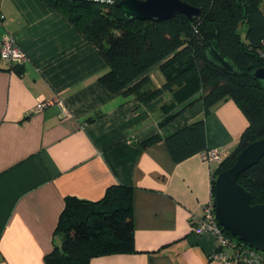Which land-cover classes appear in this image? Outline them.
<instances>
[{
	"label": "crops",
	"instance_id": "1",
	"mask_svg": "<svg viewBox=\"0 0 264 264\" xmlns=\"http://www.w3.org/2000/svg\"><path fill=\"white\" fill-rule=\"evenodd\" d=\"M0 15V42L10 33L26 56L20 69L0 58V264H46L65 197L97 200L111 184L133 188L135 251L87 264H228L212 257L214 235L194 232L190 217L209 198L212 167L248 124L234 100L204 118L206 146L221 160L198 152L174 161L164 137L203 117L201 100L184 107L199 94L165 113L169 91L146 103L110 92L97 80L108 69L97 48L45 0H0ZM158 66L138 78L161 86ZM42 100L52 103L36 109ZM155 134L161 139L141 145Z\"/></svg>",
	"mask_w": 264,
	"mask_h": 264
},
{
	"label": "trees",
	"instance_id": "2",
	"mask_svg": "<svg viewBox=\"0 0 264 264\" xmlns=\"http://www.w3.org/2000/svg\"><path fill=\"white\" fill-rule=\"evenodd\" d=\"M45 1L97 48L108 67L97 80L110 92L121 91L146 103L169 91L171 101L161 107L165 113L199 94L184 107L201 100L203 117L164 137L174 161L207 149L204 118L219 101L234 100L248 124L236 147L212 167V194L217 173L229 167L243 147L264 135V85L251 75L264 65L262 0H184L201 9L197 18L176 14L161 21L127 18L116 7L118 0ZM241 25L246 26L244 37ZM210 43L235 64L236 73L206 58L205 49ZM155 64L164 77L159 87L148 76L138 78ZM177 113L169 114L162 123ZM160 139L155 134L141 145L146 147ZM237 180L251 192V204L264 203V155ZM132 201L133 188L122 184L109 185L97 200L66 196L46 264H87L93 256L135 251Z\"/></svg>",
	"mask_w": 264,
	"mask_h": 264
},
{
	"label": "water",
	"instance_id": "3",
	"mask_svg": "<svg viewBox=\"0 0 264 264\" xmlns=\"http://www.w3.org/2000/svg\"><path fill=\"white\" fill-rule=\"evenodd\" d=\"M116 7L127 18L151 21L169 19L176 14L194 19L201 13L200 8L184 0H118ZM205 56L217 67L231 73L237 72L235 64L211 43L205 49ZM251 75L264 85V65L255 68ZM263 155L264 135L243 147L235 161L217 173L214 179L215 216L218 223L233 236L261 251H264V203L251 204V192L237 178Z\"/></svg>",
	"mask_w": 264,
	"mask_h": 264
},
{
	"label": "built area",
	"instance_id": "4",
	"mask_svg": "<svg viewBox=\"0 0 264 264\" xmlns=\"http://www.w3.org/2000/svg\"><path fill=\"white\" fill-rule=\"evenodd\" d=\"M100 2H113L114 0H94ZM3 19L0 15V25ZM0 58L8 63L10 67L21 65L26 60L24 51L15 43L14 37L7 33L0 42ZM50 100L39 101L36 109L42 110L51 104ZM61 111L66 113V109L61 106ZM202 157L212 163L221 160V155L216 148H207L201 152ZM212 170V169H211ZM191 229L196 233L210 232L214 235L217 249L212 257L228 264H264V251L245 245L229 237L223 232L222 226L215 216L214 194L210 192L209 198L201 208L200 215L190 217Z\"/></svg>",
	"mask_w": 264,
	"mask_h": 264
},
{
	"label": "rangeland",
	"instance_id": "5",
	"mask_svg": "<svg viewBox=\"0 0 264 264\" xmlns=\"http://www.w3.org/2000/svg\"><path fill=\"white\" fill-rule=\"evenodd\" d=\"M239 28H240L239 30H240V33H241L242 37H244V32H245L246 26L245 25H241Z\"/></svg>",
	"mask_w": 264,
	"mask_h": 264
}]
</instances>
